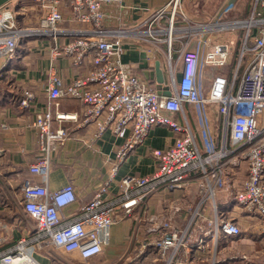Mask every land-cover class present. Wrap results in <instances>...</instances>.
I'll return each instance as SVG.
<instances>
[{
  "label": "built area",
  "instance_id": "2783aa9c",
  "mask_svg": "<svg viewBox=\"0 0 264 264\" xmlns=\"http://www.w3.org/2000/svg\"><path fill=\"white\" fill-rule=\"evenodd\" d=\"M105 1L109 0H13L0 9V57L13 58L19 45L31 37L51 38V58L68 57L75 67L85 68L68 84L55 67L50 70V107L35 115L38 156L29 167L40 181L27 178L21 184V210L30 224L28 233L13 248L0 252V264H42L34 252H46L56 264L66 262L59 253L77 255L83 262L95 260L111 244L113 227L126 219L138 226L148 224L149 244L164 258L187 247L184 230L174 226L169 215L181 206L169 205L165 218L149 214V201L158 192L182 191L193 184L199 186V205L211 201L214 210L208 228L200 225L199 229L214 242L221 237L234 240L243 230L230 212L218 211L216 194L228 190L227 182L242 164H247L248 174L234 198L243 211L259 220L264 233V0H253L246 16L226 15L208 22L193 21L185 11V0H170L141 26L116 33L104 29ZM190 1L193 6L198 2ZM64 6L69 7V16L63 13ZM233 6L229 4L224 12H232ZM30 9L37 15L35 22H28ZM66 22L74 27H65ZM128 37L166 46L170 96L162 97L122 62L121 44ZM176 42H180L178 48ZM233 58L237 62L232 71L229 61ZM34 97L25 90L22 108L29 107ZM61 99L79 100L82 112L61 111ZM185 104L218 107L223 140L217 149L203 152L198 148ZM173 113H183L184 122L169 115ZM67 122L98 123V136L109 127L117 136L130 129V138L117 154L118 163L143 145L157 126L170 128L175 140L167 148L151 151L156 162L151 176L125 177L116 196L106 184L79 214L67 220L63 211L78 200L75 186L70 183L56 191L47 187L54 154L70 137ZM9 237L10 230L0 227V246ZM197 242L198 249L207 244L205 238Z\"/></svg>",
  "mask_w": 264,
  "mask_h": 264
},
{
  "label": "crops",
  "instance_id": "0c3cea01",
  "mask_svg": "<svg viewBox=\"0 0 264 264\" xmlns=\"http://www.w3.org/2000/svg\"><path fill=\"white\" fill-rule=\"evenodd\" d=\"M169 1H105L104 29L113 33L121 29L127 31L136 29L153 11ZM245 1L247 3L244 0H198L193 6L191 1L187 0L184 8L193 21L208 22L226 15L233 18L237 13L234 11L243 7L241 15H248L253 0ZM233 3L234 10L226 14L225 7ZM62 11L69 16L68 6L62 7ZM36 20L37 15L30 9L28 22ZM64 26L74 27L70 22H66ZM65 40V38L61 39V41ZM123 43L126 62H140L141 53L145 51L154 53L153 57L144 61L143 65L146 68H137L133 71L148 80L162 97L170 96L172 91L169 84L166 46L156 47L151 43L130 37L124 39ZM52 45L51 38L31 37L19 45L13 58L0 57V227L5 226L10 230L9 240L0 246V252L13 248L18 239L28 233L30 224L21 210L23 198L21 184L27 178L33 183L40 181L39 177L30 174L29 167L38 156L39 134L33 126L35 115L50 107L47 94L50 70L55 67L65 84L70 83L85 70L84 67H75L68 57L51 58ZM178 46L180 42H176L175 47ZM157 61L160 62L163 83L157 81ZM204 71L203 65H200V74ZM25 90L33 92L35 97L29 107L22 108L20 99ZM59 109L80 114L83 105L79 100L61 99ZM184 112L195 131L198 148L203 152L217 149L223 140L222 117L218 107L185 104ZM169 115L182 123L185 120L183 113ZM66 125L70 137L54 154L47 187L49 191H56L70 183L75 186L78 200L63 211L67 220L79 214L81 208L106 184H109L111 194L116 196L125 177L151 176L156 165L151 151L167 148L175 140L170 128L157 126L143 145L131 151L122 162L118 163L117 154L130 138V129H127L123 136H117L113 128L109 127L98 136V123L82 126L67 122ZM115 163L118 165L114 173ZM113 173L115 177L111 181ZM247 174L248 166L242 164L227 182L228 190H221L216 194L218 211L221 214L231 213L243 230L240 237L231 241L221 237L218 242H214L204 235V231L199 229V226L208 228V221L214 218L213 204L210 201L199 205V186L193 184L182 191L158 192L149 201V214L165 218L169 205L181 206L180 211L169 215L173 225L184 230L187 247L179 248L162 258L159 250L149 244L146 233L148 224L138 226L133 219H126L113 227L111 244L95 260L99 264H167V259L168 264H264V233L260 231V222L243 211L234 198L236 192L242 188ZM24 219L27 223L22 227ZM204 238L206 246L198 249L197 240ZM30 250L33 251V248L31 247ZM33 254L42 264H56L46 256L38 257L35 252ZM69 257L71 260L69 264L79 260L77 255Z\"/></svg>",
  "mask_w": 264,
  "mask_h": 264
},
{
  "label": "water",
  "instance_id": "95a60500",
  "mask_svg": "<svg viewBox=\"0 0 264 264\" xmlns=\"http://www.w3.org/2000/svg\"><path fill=\"white\" fill-rule=\"evenodd\" d=\"M13 0H0V9L6 5H8L9 3H11ZM121 48H122V62L127 64L129 66L130 69L135 70L137 68H146L143 63L144 61H146L148 58H151L154 56V53L152 51H145L141 53V58L142 60L138 63H134V62H126L124 61V54H125V44H121ZM156 72H157V81L158 83H163L164 82V78H163V73L162 70L160 68V62L157 61L156 63Z\"/></svg>",
  "mask_w": 264,
  "mask_h": 264
},
{
  "label": "rangeland",
  "instance_id": "374dc122",
  "mask_svg": "<svg viewBox=\"0 0 264 264\" xmlns=\"http://www.w3.org/2000/svg\"><path fill=\"white\" fill-rule=\"evenodd\" d=\"M187 0H185V2H186ZM244 2L245 3H247V1H245L244 0ZM244 3V4H245ZM13 4H15V3H13ZM191 5V4H190ZM241 10V11H240ZM243 10H244V7L241 9H239L238 11H234V12H237L236 14H235V18H239V17H241L242 15H241V13L240 12H243ZM228 18V17H227ZM240 47L239 46H237L236 48H235V50L237 51L238 49H239ZM236 62H237V58L236 59H230V61H229V64L231 65V67H232V71H233V68L235 67V65H236ZM21 100V99H20ZM27 222H26V220L24 219V220H22V227H24V226H26L25 224H26ZM44 253V254H43ZM47 253L46 252H35V255L36 256H44L45 257V255H46ZM61 254V256H62V258L64 259V261H66V262H71V260H70V257L69 256H67V255H64V253H59V255ZM66 262H63L62 261V264H68V263H66ZM72 264H99V262L98 261H94V260H92V261H89V262H83V261H79V260H76V261H74V262H72Z\"/></svg>",
  "mask_w": 264,
  "mask_h": 264
}]
</instances>
